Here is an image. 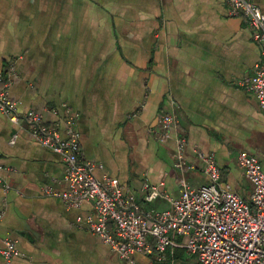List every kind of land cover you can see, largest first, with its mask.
<instances>
[{
	"label": "crops",
	"instance_id": "1",
	"mask_svg": "<svg viewBox=\"0 0 264 264\" xmlns=\"http://www.w3.org/2000/svg\"><path fill=\"white\" fill-rule=\"evenodd\" d=\"M252 1L264 13V0ZM260 55L252 30L225 0H0V73L19 111H37L62 131L77 113L82 155L97 164L96 177L116 178L146 209L164 210L170 201L143 200L144 182L173 198L183 183L207 185L200 155L213 153L218 164L226 142L264 165V111L239 83ZM166 113L176 128L160 141ZM177 134L195 168L175 166ZM218 166L221 187L242 197L244 169L237 162L241 176ZM0 176L10 185L0 183V248L5 238L16 242L13 264H128L88 229L92 202L69 206L47 193L68 189L62 156L2 112ZM148 240L153 251L134 253L137 264H198L180 248L161 258Z\"/></svg>",
	"mask_w": 264,
	"mask_h": 264
},
{
	"label": "built area",
	"instance_id": "2",
	"mask_svg": "<svg viewBox=\"0 0 264 264\" xmlns=\"http://www.w3.org/2000/svg\"><path fill=\"white\" fill-rule=\"evenodd\" d=\"M229 14L243 18L252 30L253 39L261 49L259 60L252 74L239 83L257 97L264 111V13L252 0H225ZM11 82L0 73V112L14 123L26 124L33 137L43 147L60 154L64 161V178L68 189L48 190L50 195L61 198L67 205L78 207L85 201L93 204L94 214L86 220L88 229L128 264H137L133 254L152 253L155 248L163 258L169 251L183 249L198 258V264H264V165L245 150L237 162L253 185L251 203L246 202L229 187H221V170L213 153L200 155L205 162L209 184L192 188L183 183L181 193L173 198L159 186L144 182L143 200L153 202L159 197L170 201L164 210L146 209L136 194L128 192L116 178L100 180L95 175L96 163L86 161L82 155L81 133L77 127L78 114L65 119V129L49 125L41 113L34 110L19 111V106L9 93ZM63 107L68 109V104ZM157 139L165 141L176 128L175 116L166 113L159 118ZM186 138L176 135L175 166L181 170L195 168L188 164L184 151ZM0 183L5 189L10 185ZM3 264H13L19 256L16 242L5 238L0 248ZM171 264H178L173 258Z\"/></svg>",
	"mask_w": 264,
	"mask_h": 264
},
{
	"label": "rangeland",
	"instance_id": "3",
	"mask_svg": "<svg viewBox=\"0 0 264 264\" xmlns=\"http://www.w3.org/2000/svg\"><path fill=\"white\" fill-rule=\"evenodd\" d=\"M230 145L227 149H226V153L224 155V158H222L221 162H218V164L220 165H225L228 164L229 165V170L233 173L236 174H241L242 176V170L237 166V158L239 155V144L235 141L231 142H226V146ZM231 149V150H230ZM239 190H240V194L242 195V197L245 199L246 202L251 203L250 200V183L248 181V179L243 175L242 179L240 181V186H239Z\"/></svg>",
	"mask_w": 264,
	"mask_h": 264
}]
</instances>
